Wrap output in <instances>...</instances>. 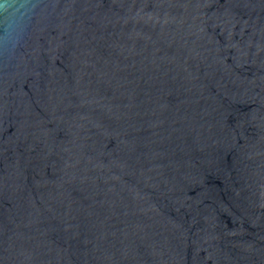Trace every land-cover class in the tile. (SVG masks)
<instances>
[{
	"label": "water",
	"instance_id": "water-1",
	"mask_svg": "<svg viewBox=\"0 0 264 264\" xmlns=\"http://www.w3.org/2000/svg\"><path fill=\"white\" fill-rule=\"evenodd\" d=\"M0 264H264V0H0Z\"/></svg>",
	"mask_w": 264,
	"mask_h": 264
}]
</instances>
